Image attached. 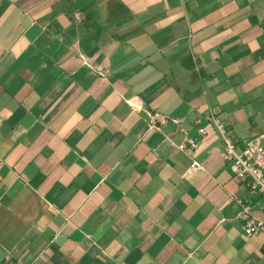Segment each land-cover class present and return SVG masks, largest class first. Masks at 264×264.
Masks as SVG:
<instances>
[{
    "label": "crops",
    "instance_id": "0c3cea01",
    "mask_svg": "<svg viewBox=\"0 0 264 264\" xmlns=\"http://www.w3.org/2000/svg\"><path fill=\"white\" fill-rule=\"evenodd\" d=\"M211 118L264 133V0H0V264H264Z\"/></svg>",
    "mask_w": 264,
    "mask_h": 264
},
{
    "label": "built area",
    "instance_id": "2783aa9c",
    "mask_svg": "<svg viewBox=\"0 0 264 264\" xmlns=\"http://www.w3.org/2000/svg\"><path fill=\"white\" fill-rule=\"evenodd\" d=\"M149 128L160 132L169 123L177 126L181 131V121L176 118L164 116L158 112H148ZM215 124L224 143L221 153L226 162H230L236 179L243 182L252 197L264 199V133L245 143L243 151L238 152L231 137L227 134L224 124L217 118H211ZM198 133L203 136L206 134L204 128L198 129ZM197 146L193 139H186L183 144L176 145V149L184 152L195 149ZM190 170L195 171L203 168L197 161L190 163ZM240 212L238 219L242 224V232L245 237H254L264 234V215L261 218L252 216V205L250 202L236 200Z\"/></svg>",
    "mask_w": 264,
    "mask_h": 264
}]
</instances>
